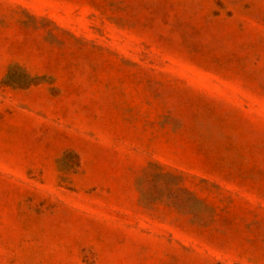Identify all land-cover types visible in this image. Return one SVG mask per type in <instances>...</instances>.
I'll list each match as a JSON object with an SVG mask.
<instances>
[{"label": "rangeland", "instance_id": "1", "mask_svg": "<svg viewBox=\"0 0 264 264\" xmlns=\"http://www.w3.org/2000/svg\"><path fill=\"white\" fill-rule=\"evenodd\" d=\"M0 264H264V0H0Z\"/></svg>", "mask_w": 264, "mask_h": 264}]
</instances>
